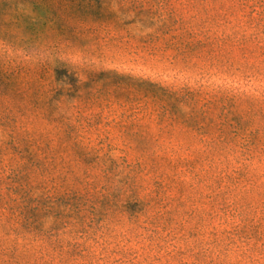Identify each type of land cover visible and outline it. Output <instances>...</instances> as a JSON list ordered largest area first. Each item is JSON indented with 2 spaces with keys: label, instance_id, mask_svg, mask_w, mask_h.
Masks as SVG:
<instances>
[{
  "label": "trees",
  "instance_id": "1",
  "mask_svg": "<svg viewBox=\"0 0 264 264\" xmlns=\"http://www.w3.org/2000/svg\"><path fill=\"white\" fill-rule=\"evenodd\" d=\"M0 264H264V0H0Z\"/></svg>",
  "mask_w": 264,
  "mask_h": 264
},
{
  "label": "rangeland",
  "instance_id": "2",
  "mask_svg": "<svg viewBox=\"0 0 264 264\" xmlns=\"http://www.w3.org/2000/svg\"><path fill=\"white\" fill-rule=\"evenodd\" d=\"M44 38V36H39L37 37V40H42ZM34 50V49H31ZM41 51H45L46 53H51L52 49H40ZM72 53H74V58L77 60V62H82L83 61V57L85 56H89L90 53V49H69ZM129 56V55H128ZM122 63L119 62H106L102 65L106 66V67H119V69H124L127 71H131L134 74H145V75H149L150 73L148 72V69H146L143 66H139L134 62V56H129L126 61H121ZM165 80H167V78H164ZM94 113H92L93 116ZM104 115L109 116V113H105ZM89 116V115H88ZM110 119V118H109ZM100 124L96 126V128H98L99 130H92V131H100V132H104V131H109L113 134H118V132H122L123 129L120 126L114 125V124H107L106 123V118L101 119ZM110 141V140H108ZM108 141L105 140V142L103 144H100V141L98 139H95V135L92 136V144L96 147H103L102 151L106 152L108 149V145L107 143H109ZM119 141H113V143H118ZM99 144V145H98ZM118 155V154H117ZM120 156L123 154H119Z\"/></svg>",
  "mask_w": 264,
  "mask_h": 264
}]
</instances>
